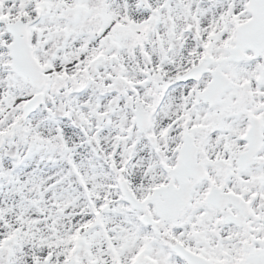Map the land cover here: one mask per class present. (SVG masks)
<instances>
[{"label": "snow or ice", "instance_id": "1", "mask_svg": "<svg viewBox=\"0 0 264 264\" xmlns=\"http://www.w3.org/2000/svg\"><path fill=\"white\" fill-rule=\"evenodd\" d=\"M0 264H264V0H0Z\"/></svg>", "mask_w": 264, "mask_h": 264}]
</instances>
